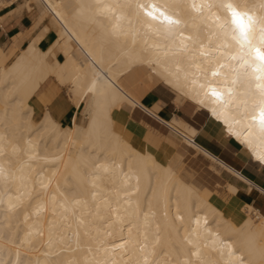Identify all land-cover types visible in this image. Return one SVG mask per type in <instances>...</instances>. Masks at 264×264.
<instances>
[{"label": "bare ground", "instance_id": "1", "mask_svg": "<svg viewBox=\"0 0 264 264\" xmlns=\"http://www.w3.org/2000/svg\"><path fill=\"white\" fill-rule=\"evenodd\" d=\"M15 1L0 0V9ZM23 3L27 10L37 6L33 28L41 23L43 28L8 63L0 58V264H186L194 245L212 264H264V213L259 208L248 204L245 217L236 222L182 174L177 154L161 162L136 148L116 125L117 116L136 106L120 78L145 68L175 94L178 104H192L220 123L264 169L258 159L264 155V138L253 135L244 143L247 121L240 119L245 111L240 101L250 88L255 91L253 70L241 67L242 53L231 39L224 10L197 16L199 32L190 25L185 35L197 34L199 42L178 65L155 48L158 38L143 23L133 20L129 26L102 15L100 5L111 0ZM232 3H246L250 14L264 17V0ZM181 14L196 16L188 9ZM117 24L127 36H113ZM51 28L57 38L43 49L39 41ZM212 70L220 74L213 76ZM50 76L69 84L75 105L84 102L73 125H62L49 110L36 117L31 99ZM76 82L81 88L94 85L91 99L77 98ZM212 89L223 93V100L212 97ZM166 124L183 133L188 146L264 194L239 169L191 142L197 128L189 121L176 116ZM229 126L241 132L240 139L228 132ZM227 189L239 192L233 183Z\"/></svg>", "mask_w": 264, "mask_h": 264}, {"label": "crops", "instance_id": "2", "mask_svg": "<svg viewBox=\"0 0 264 264\" xmlns=\"http://www.w3.org/2000/svg\"><path fill=\"white\" fill-rule=\"evenodd\" d=\"M20 3L21 0H17L11 5L0 9V56L3 53L7 59L11 57L10 60L19 53L22 47L28 45L43 28L42 23L32 28L37 9L27 10L29 15L28 19L25 20L19 6L16 8L17 4ZM56 38L57 31L51 28L41 37L39 46L46 49ZM58 56L60 60L64 59L63 54L58 53ZM160 84L165 86L157 76L141 67L135 68L120 78L119 85L136 101V106L132 111L126 112L124 116H117L116 125L118 130L136 148L154 153L161 162H167L177 154L182 174L193 179V184L236 222H240L245 217L248 204L264 211V201L258 198L259 195H262L261 191H258L259 189L254 184L241 180L219 164L212 163L211 166L214 164L220 170L222 189L210 188L194 178L192 171L184 165L183 156L191 154L202 158L206 155L202 151L188 146L184 138L166 124L168 120L171 121L176 116H181L197 128L195 140L202 148L218 157V159L225 161L232 168L239 169L251 181L264 188V171L251 161L250 156H247L248 153L243 151V147L237 141L223 131L221 124L205 112L196 110L192 104L183 106L178 104L169 91L158 86ZM69 87V84L62 85L59 83L54 76L48 77L31 99L37 116L43 114V111L49 110L62 125H73L76 117L83 110L84 102L75 105V98H73V92L71 93L68 90ZM190 106L191 108H189ZM210 170L213 169L210 168ZM214 172L217 174L216 171ZM227 183L236 184L239 192L230 194Z\"/></svg>", "mask_w": 264, "mask_h": 264}, {"label": "snow or ice", "instance_id": "3", "mask_svg": "<svg viewBox=\"0 0 264 264\" xmlns=\"http://www.w3.org/2000/svg\"><path fill=\"white\" fill-rule=\"evenodd\" d=\"M97 3L99 4L100 0H97ZM36 7L33 5V8ZM45 7L51 10V6ZM100 7L102 15L117 21H128L129 26L133 20L146 25L158 38L155 48L162 51L165 56L171 57L178 65L190 58L188 54L192 46L199 42L197 34L185 35L190 25L195 29V33L199 32L200 29L195 25L197 16L203 18L206 13L212 15L214 9H223L227 14L225 21L230 29L231 39L242 53L239 57L242 61L241 67L245 68V72L252 69L255 79V91L250 88L240 101L245 109L240 119L247 121L244 126L247 131L243 133L244 143H250L249 138L253 135L264 138V17L253 16L245 10L246 3L234 4L232 0H111V3L102 4ZM19 8L22 10L24 19L27 20L28 5L21 0ZM260 8L264 9V3L260 4ZM186 9L195 13L196 16H189L186 19L181 14ZM216 19L218 20L219 17L217 16ZM258 26L259 32L257 33ZM113 28L112 34L116 38L128 35L119 24L114 25ZM200 47L203 48L204 45L200 43ZM201 55H207V53L201 52ZM231 59L236 60L237 57L233 56ZM156 62L159 63V60L157 59ZM224 67L223 64L219 65V69ZM219 74V70H212L213 76ZM232 83L235 84L236 81ZM72 88L77 98L83 95L86 99H91L95 93L94 85L81 88L76 82ZM210 95L216 100H223V93L216 89H212ZM228 95L229 97L233 95L231 89ZM249 103L252 105L250 111L248 110ZM225 123L228 122L225 121ZM228 132L237 139L241 137V132L234 131L231 126L228 127ZM258 159L264 161V155H260ZM176 219H182V217L177 216ZM194 248L195 250H189L190 258L186 264H212V261L205 258L198 247L194 245ZM240 264H245V262L240 261Z\"/></svg>", "mask_w": 264, "mask_h": 264}, {"label": "rangeland", "instance_id": "4", "mask_svg": "<svg viewBox=\"0 0 264 264\" xmlns=\"http://www.w3.org/2000/svg\"><path fill=\"white\" fill-rule=\"evenodd\" d=\"M33 28V27H32ZM1 59L6 60L8 63L10 59H7L6 56L1 53L0 56ZM160 88H164V90H167L170 92L171 95H175L172 91H170L168 88H166L163 85H158ZM175 99V97H174ZM176 102V101H175ZM38 117V116H36ZM220 124V123H219ZM186 142V141H185ZM244 152L246 150L243 149ZM184 165L186 168L192 171L194 174V178L198 181L202 182L204 185L209 186L210 188H220L222 189V180H221V173L215 174V172L210 170V165L214 163L211 159H209L206 156H203L202 158L197 157L196 155H184ZM216 166V165H215ZM261 168V166H259ZM212 168V167H211ZM262 169V168H261ZM222 170V169H221ZM264 171V169H262ZM259 199L264 201V194L258 196ZM264 213V211H262Z\"/></svg>", "mask_w": 264, "mask_h": 264}, {"label": "built area", "instance_id": "5", "mask_svg": "<svg viewBox=\"0 0 264 264\" xmlns=\"http://www.w3.org/2000/svg\"><path fill=\"white\" fill-rule=\"evenodd\" d=\"M148 112L151 113L149 110H148ZM176 133H178L182 138L186 137V136H185L183 133H181V132H176ZM186 138H187V137H186ZM189 140H190L191 142H193V143L198 144V143L196 142V140H195V136L190 137Z\"/></svg>", "mask_w": 264, "mask_h": 264}]
</instances>
